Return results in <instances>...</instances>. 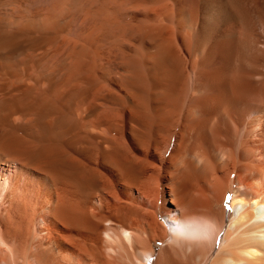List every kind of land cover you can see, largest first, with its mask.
Returning <instances> with one entry per match:
<instances>
[{"label": "bare ground", "instance_id": "bare-ground-1", "mask_svg": "<svg viewBox=\"0 0 264 264\" xmlns=\"http://www.w3.org/2000/svg\"><path fill=\"white\" fill-rule=\"evenodd\" d=\"M0 264H264V0H0Z\"/></svg>", "mask_w": 264, "mask_h": 264}, {"label": "rangeland", "instance_id": "rangeland-1", "mask_svg": "<svg viewBox=\"0 0 264 264\" xmlns=\"http://www.w3.org/2000/svg\"><path fill=\"white\" fill-rule=\"evenodd\" d=\"M231 198V196H229ZM230 205V199L227 200V202L225 203V207L228 208Z\"/></svg>", "mask_w": 264, "mask_h": 264}, {"label": "snow or ice", "instance_id": "snow-or-ice-1", "mask_svg": "<svg viewBox=\"0 0 264 264\" xmlns=\"http://www.w3.org/2000/svg\"><path fill=\"white\" fill-rule=\"evenodd\" d=\"M226 199H230V197H227Z\"/></svg>", "mask_w": 264, "mask_h": 264}]
</instances>
